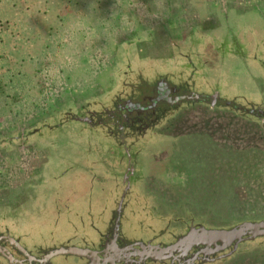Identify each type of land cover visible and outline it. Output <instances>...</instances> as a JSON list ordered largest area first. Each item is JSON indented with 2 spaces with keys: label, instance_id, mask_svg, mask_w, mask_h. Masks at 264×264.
<instances>
[{
  "label": "rangeland",
  "instance_id": "obj_1",
  "mask_svg": "<svg viewBox=\"0 0 264 264\" xmlns=\"http://www.w3.org/2000/svg\"><path fill=\"white\" fill-rule=\"evenodd\" d=\"M14 4L21 5V17L13 12ZM0 6V70L5 74L0 79V84L5 85L9 80L14 84V77L11 76L15 72L18 74L16 78L19 85L31 84L36 91L39 90L38 102L34 101L35 107L32 110L22 102L24 93L10 96L13 101L21 102L18 118L1 111L0 145L5 149L13 142L17 146L20 144L17 139L12 141L9 134L17 136L29 133L33 125L46 126L51 118H59L73 95L79 98V108L75 109L85 112L89 105L93 106L85 102L93 99L98 103L104 101L109 104L119 97L123 98L119 99L123 106L132 101L127 97L136 95L134 91L126 90L125 86H142L150 79L161 76L171 83L197 92L206 84L211 86L210 80L204 78H194L191 82L184 69H190L191 66L174 61L180 56L181 48L182 51H189L190 47L183 43L188 41L192 31L201 30L204 34L206 27L209 30L205 31L211 34L214 42L220 37L228 43L230 54H234L225 56L222 61L218 51L223 50L220 44L224 41L212 46L217 59L213 62L216 67L223 68V74L227 75L226 86L235 85L229 88L228 100L243 109L240 116L246 118L255 117L263 109L260 99L261 96L264 98V0H0ZM62 15L67 21L70 17L67 22L68 30H63V26L58 23L63 21ZM15 19L20 22L16 29L11 25ZM73 25L78 29L75 35L72 34ZM15 37L22 41H13ZM131 40L135 43L130 52L135 56V48L140 52L139 60L132 62L130 60L136 59L135 57L130 55V60H127L122 55L130 48ZM201 49L205 51V47ZM149 57L165 59L164 67L171 60V68L167 70L169 67H153L150 62H145ZM201 57L197 59L199 65L206 62ZM30 76L32 78L28 79ZM64 86H70L68 102L61 98L65 95ZM105 96L107 100H104ZM98 103L94 107L98 108ZM229 110L232 112L234 109ZM70 112L71 119L77 117L74 109ZM89 118L93 123L105 122L101 129H96L99 132L97 136L101 139L80 141L79 147L85 148L86 154L90 149L97 152L92 155H96L93 157L97 160L95 165L91 158V163H88L85 157L74 162L72 159L75 148L70 145L71 141L65 134L59 136L61 139L54 138L58 131L48 138H39L37 148L40 151L37 155L41 160L37 155H29V152L16 153V157L12 158L14 164L11 163L9 170L15 173L14 180L22 184L16 187L6 182V186H0V200L5 203L0 206L1 213L5 209L3 216L0 215L3 220L0 232H4L5 236L9 235L27 253L38 259L45 258L60 247L67 249V246H74L82 249L77 252L81 259L60 256L53 259L54 264H81L83 248L101 249L110 225L117 220L122 226L120 236L123 243L152 242L158 247H166L169 237L174 235V225L178 223L173 212L178 213L183 204L174 198L168 201V206L164 201L166 196H159L166 189L154 188L152 191L146 182L135 183L127 194L122 181L125 176L128 175L130 179L134 175L129 172L131 169L127 170L125 167H122V171H115V164L121 162L124 165L127 156L139 154L140 149L132 148L134 140L131 138L118 141V138H109L104 134V125L115 123L117 116L111 122L104 116L98 119L89 115ZM170 118L163 114L161 120L168 123ZM62 119L63 117L57 120ZM118 124L122 126L123 123ZM158 125L152 127L156 128ZM112 127L108 132H131L128 124L123 129L116 125ZM135 132L133 129L132 133ZM153 134L155 133L147 136L151 137ZM27 141V144L33 143L29 142L28 136ZM77 142L74 141V145ZM208 150L209 147L196 144L192 159ZM250 150L251 147L246 148V151ZM1 155H6V152ZM7 155L13 156V153ZM64 156L65 162H62L61 158ZM1 157L3 158L0 156V159ZM59 161L62 167L52 171V167ZM99 163L101 166H96ZM171 164L174 165V161ZM207 164L212 165L211 158H208ZM34 165L40 171L35 181L37 183L31 185L27 180L30 171L35 169ZM68 169L71 173L64 175ZM216 169L219 170L217 167ZM151 173L162 176L165 172L155 166L151 168ZM137 175L139 174L135 173ZM168 184L170 197H174L175 192L182 189L180 186L169 189L175 185ZM221 185L224 187L223 183ZM119 204H122V211L116 220L113 211ZM199 206L198 212L205 213L204 208ZM14 220L19 223L18 226L13 227Z\"/></svg>",
  "mask_w": 264,
  "mask_h": 264
},
{
  "label": "flooded vegetation",
  "instance_id": "obj_2",
  "mask_svg": "<svg viewBox=\"0 0 264 264\" xmlns=\"http://www.w3.org/2000/svg\"><path fill=\"white\" fill-rule=\"evenodd\" d=\"M205 30L207 31L209 28L206 27ZM205 30L203 31L204 34L201 33V30L200 32L197 30L192 31L187 38L188 41L183 43V45L190 47L189 51H182V48L179 47L181 48L180 56L176 57L174 61L177 64L188 63L191 66L190 69L184 68L187 70L191 82L194 78H204L207 81L210 80L211 86L206 84L204 88H200V92H197L192 88L180 87V85L171 83L161 76L153 80L150 79L148 83L142 86L141 84L135 87L125 86L126 90L134 91L136 95L127 97L132 101L124 103L123 106H121L123 102L119 100L123 98L119 97L109 104L104 101L98 103L96 99H93L85 102L91 103L93 106L89 105V108L84 112L80 109L76 110L75 108H79L77 102L72 101L63 109L59 117H63L62 120L58 121L59 118L57 117V119L51 118L47 124L45 123L46 126L35 124L31 127L29 133L24 132L19 135L20 147L25 146V138L30 135L31 142L33 141L31 145L35 148L40 144V137L48 138L50 134L58 131L54 138H60V135L65 134L71 141L70 145L75 148L73 149L72 159L74 162L85 157L88 163L91 161L89 158H91V162L95 165L97 160L93 157L96 155H92L97 152L90 149L86 154V149L79 147L81 146L80 141L101 139L100 136H97L99 132L96 129L100 128L103 122H98L96 119L99 124L93 123L89 115L95 118L98 117V119L103 116L107 117L109 122L117 116L115 122L117 124L104 125V134L109 138H118V141L131 138V140H134L132 148L135 150L140 149L139 154L127 156V162L124 165L121 162L115 164L117 166L114 169L115 171H122V167H125L127 170L128 168L131 169L129 172L134 175L130 179H128V175L124 177V182L122 181L125 184V187L123 186L124 191L129 193L131 186L135 183L146 182L152 191H154V188L161 190L163 187L166 189V192L159 193V196H166L164 201L168 206V201H172L174 198L179 199L178 202L183 204L179 207L178 213L173 212V217H176L178 223L174 225L176 227L174 235L169 237L168 245L164 248L153 245L152 242L149 244L123 243L120 236L122 226L120 221L117 220L122 211V204H119L113 211L117 221L110 225L104 245L98 250L83 248L84 253L81 256L83 257L81 264H149L150 261V264H264V218L254 212L255 208L250 207L249 212L246 214L242 212L246 208L244 205L235 209V205L228 206L230 204L224 203L215 206L216 210L224 209L227 211L224 214L218 212L221 216V218H218L217 212H210L212 211L211 207L207 208L205 204L197 203L196 200H188L195 193V191L190 192L189 189H195V186L192 185L199 184V181H190L189 183L186 181L184 188L189 189L176 191L174 197H170L168 193V185H170L168 182L175 185V187L169 189L176 188L178 184L175 180H169H173L174 177L178 178L181 175L180 172L184 169L189 170L188 175H190V178L197 174L191 171L190 164L197 162V158L192 159V156L194 155L193 147L198 143L200 146L209 147L207 153L211 157L218 155L220 158L224 157L226 153H228V156H230V152L237 154L238 151L240 153L242 152L240 150H244V147L252 146L257 150H264V98L260 95V105L263 106V109L259 110L255 117L240 116L243 109L236 107L234 102L228 100V94L231 90L229 88L235 85H232V87L226 86L227 81L225 78H227V75L223 74V68L216 67L213 62L217 59L212 46L224 40L219 37L214 42V38ZM139 39H142V37ZM129 42L131 43L129 44L130 48L122 55L127 60H130V55L135 57L136 59H131V62L139 60L140 52H137L136 48L134 50L136 56L130 52L135 41L131 40ZM201 47H205L204 52ZM220 47L223 48L221 52L218 51L220 53L219 59H223L222 61H224L225 56L233 54H230V47L227 42H222ZM201 56L206 64L199 65L197 63V59ZM222 56L224 57L222 58ZM164 60L149 57L145 62L147 64L150 62L153 67L161 68L164 67ZM170 61L166 62V66L169 68L164 67L167 70L171 68ZM127 71L129 70L127 69ZM182 92L186 94L182 95ZM237 94H239L238 91ZM105 99L107 100L106 96ZM97 103L99 104L98 108L94 107ZM218 107L221 108L218 109ZM230 108L234 110L230 112ZM72 109L76 111L77 117L71 119L72 113L70 111ZM243 112H245V109ZM163 114L171 117L168 123L165 122L166 120H161ZM119 122L123 123L122 126L118 124ZM127 124L130 126L129 130L131 132H108L109 129L113 128L112 125L123 129ZM156 124H159L158 127H152ZM133 129L136 130L135 133H132ZM248 132H254V138H246ZM152 133L155 134L151 137L147 136ZM74 141L79 142L74 145ZM37 156L40 159L39 155ZM43 156L46 158L45 155ZM199 156L200 154L197 157ZM61 160L65 162V156ZM173 161L174 165L171 164ZM96 166L100 167L101 163ZM155 166H159L165 173L161 174L162 176L152 174L151 168ZM61 167V161L56 162L52 167V171L59 170ZM39 171L32 170L30 179L33 183L31 185L37 183L35 181H37ZM70 171L68 169L64 175L70 174ZM135 173L139 175L135 176ZM116 178L118 179V177ZM189 193L190 195H187ZM202 198L209 200L206 197ZM2 204L5 205L0 200V206ZM198 206L204 208L205 213L198 212ZM236 211H240V213ZM222 216L225 218L222 219ZM1 219L0 224L3 221ZM15 225L18 226L19 223L14 221L13 227ZM67 247V249L60 247L45 258L38 259L27 253V250L9 235L5 236L4 232H0V264H54L53 259L60 256H72L81 259L80 253H71V251L82 249L74 246Z\"/></svg>",
  "mask_w": 264,
  "mask_h": 264
},
{
  "label": "crops",
  "instance_id": "obj_3",
  "mask_svg": "<svg viewBox=\"0 0 264 264\" xmlns=\"http://www.w3.org/2000/svg\"><path fill=\"white\" fill-rule=\"evenodd\" d=\"M2 11V8L0 6V12ZM13 12L16 13L17 17L22 16V9L21 5L14 4L13 5ZM30 14L32 13V10L29 11ZM63 17V15H62ZM70 21V17H68V21L66 18L63 17V21L58 22L63 26V30H68L67 28V22ZM13 28L20 25V22H18L16 19L11 24ZM37 27V26H35ZM32 28V25H31ZM70 28V27H69ZM5 40V38H3ZM22 41L21 38L15 37L13 38V41ZM80 40V39H79ZM79 43V42H78ZM2 45L0 40V46ZM1 58V55H0ZM3 71L0 70V79H2L5 74H2ZM15 72H13L11 77H14V84L11 83V80L8 81L7 84L2 85V88L0 89V113L2 110L4 112L8 113L9 116L18 118V108L20 107L21 102L13 101L12 97L16 93H21L23 95V103L28 105L29 109L32 110L35 103L38 102L37 100V92L35 88L31 84L27 85H19L17 83V79ZM32 77H28V79H31ZM128 86V85H127ZM37 87V86H36ZM38 88V87H37ZM67 88V89H66ZM70 86L66 87L64 86L63 93L64 96H61L63 101H69V95L70 92ZM28 94V97H26V94ZM75 93V92H74ZM73 93V94H74ZM79 98L75 95H73V99L71 101L77 102ZM257 100V99H255ZM71 101L68 102L71 103ZM8 106V107H7ZM64 106V105H63ZM49 108V106H47ZM21 118V115H20ZM254 132H248L246 133V138H254ZM18 134L11 135V140L14 139L19 140L17 137H19ZM26 136V135H25ZM29 142L31 141L30 135L28 136ZM27 136L25 138V146L20 147L17 146L16 142H13L12 145H8V148H4L3 145H0V186H6V182H9L11 185H19L22 184L21 182H16L14 180L15 173L11 172L9 170V166L11 163L14 162V158L16 157V153H24L29 152V155H36V153H39L40 151L37 147L33 148L31 143L27 144ZM18 142V141H17ZM13 146L14 148H12ZM230 148V147H229ZM248 148V147H247ZM242 152L237 154L230 152V156H228L226 153L224 157L220 158L218 155H215L214 157H211L207 152H202L199 157L197 158V162L194 163V165L190 167L191 171L196 172L193 177L190 178V175H188V169H184L180 172V176L178 178L174 177L172 181H177V186L182 187L183 190H188L189 188H184L186 185V181L189 183L190 181H199L198 183H195L192 186H195V189H189L191 191H195V193L190 197L188 200H196L197 203H203L206 205L207 208H212V211L210 212H217V217L221 218L220 214H224L227 211L224 209L216 210L215 206L221 205V204H230L235 205V209H237L239 206L244 205L246 208L242 212H249L250 206H253V209L255 208L254 212L257 213L261 218H264V150L262 149L257 150V148H253L251 146L250 151H246V148L244 147V150H240ZM6 155H1L5 154ZM249 152V153H247ZM13 153V156H9L7 154ZM204 155V156H202ZM13 158V159H12ZM208 158L212 159V165L209 166L207 164ZM247 159V160H246ZM254 162V163H250ZM14 164V163H13ZM35 166V165H34ZM219 168V170L216 169ZM232 167V169L230 168ZM8 168V169H7ZM36 170V166L34 167ZM37 171V170H36ZM32 170L30 171V177L27 180L29 183H33L30 179L32 175ZM19 173V172H18ZM17 173V174H18ZM10 179V180H9ZM224 179V181L222 180ZM9 180V181H7ZM202 181V182H201ZM223 181V182H222ZM3 183V184H2ZM204 183V184H201ZM223 183L224 187H221ZM9 184V185H10ZM197 184V185H196ZM192 188V187H191ZM222 188V189H221ZM187 195H190L187 194ZM202 197L209 198V200H205ZM211 198V199H210ZM223 212V213H218ZM237 213H240V211H236ZM5 213V210L3 212H0V215L3 216ZM255 213V214H256ZM225 218L222 216V219ZM15 221V220H14Z\"/></svg>",
  "mask_w": 264,
  "mask_h": 264
},
{
  "label": "clouds",
  "instance_id": "obj_4",
  "mask_svg": "<svg viewBox=\"0 0 264 264\" xmlns=\"http://www.w3.org/2000/svg\"><path fill=\"white\" fill-rule=\"evenodd\" d=\"M77 27L75 25L72 26V34L75 35L76 31H77Z\"/></svg>",
  "mask_w": 264,
  "mask_h": 264
},
{
  "label": "water",
  "instance_id": "obj_5",
  "mask_svg": "<svg viewBox=\"0 0 264 264\" xmlns=\"http://www.w3.org/2000/svg\"><path fill=\"white\" fill-rule=\"evenodd\" d=\"M261 234H263V233H261ZM77 252H79L78 250H72L71 251V253H77Z\"/></svg>",
  "mask_w": 264,
  "mask_h": 264
},
{
  "label": "trees",
  "instance_id": "obj_6",
  "mask_svg": "<svg viewBox=\"0 0 264 264\" xmlns=\"http://www.w3.org/2000/svg\"><path fill=\"white\" fill-rule=\"evenodd\" d=\"M2 88V85L0 84V89Z\"/></svg>",
  "mask_w": 264,
  "mask_h": 264
}]
</instances>
